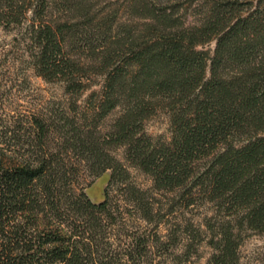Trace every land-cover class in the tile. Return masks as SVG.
I'll return each mask as SVG.
<instances>
[{
	"label": "trees",
	"instance_id": "obj_1",
	"mask_svg": "<svg viewBox=\"0 0 264 264\" xmlns=\"http://www.w3.org/2000/svg\"><path fill=\"white\" fill-rule=\"evenodd\" d=\"M87 4L0 0V24L24 31L37 76L79 95L87 88L85 73L99 70L106 77L99 118L121 110L112 141L102 144L91 132L65 123L58 131V155L49 140L57 126L43 114L27 118L26 154L20 153L19 161L7 158L4 131L0 264H118L124 253L118 251L121 244L113 250L108 241L119 220L107 209V190L99 203L85 192L68 198L62 191L72 163L61 154L73 151L79 164L95 162L94 169L98 163L101 178L120 167L105 150L113 143L126 147L129 162L154 179L156 190L180 191L188 209L204 198L217 213L226 212L216 243L226 264L236 257L238 231L245 226L264 231V0H124L122 25L113 14L91 16ZM194 5L197 21L190 14ZM213 41V54L199 49ZM79 44L99 52L100 60L85 64L75 59ZM158 112L170 118L169 142L143 129ZM13 130H20L18 124ZM114 179L112 170L109 186ZM136 192L137 213L151 223L146 192ZM115 232L111 235L117 237ZM133 238L127 256L141 259L149 237Z\"/></svg>",
	"mask_w": 264,
	"mask_h": 264
},
{
	"label": "rangeland",
	"instance_id": "obj_2",
	"mask_svg": "<svg viewBox=\"0 0 264 264\" xmlns=\"http://www.w3.org/2000/svg\"><path fill=\"white\" fill-rule=\"evenodd\" d=\"M123 1L88 0L89 4L86 6L91 7V16L102 18L106 14H113L117 19L116 23L122 25L127 18L122 8ZM195 5L190 10L193 21L199 19V8ZM70 16L81 28L85 26L86 21L76 18V13H70ZM97 23L98 21L95 24ZM23 33L16 28L5 29L0 24V141L4 131H7L6 138L9 140V147H6L7 158L16 162L22 159L20 153L26 154L29 134V125L26 122L27 118L33 115L43 114L57 126V129H54L55 127L52 129V132H56H53L49 139L53 148L51 152L55 155L59 154L58 142L62 137L58 131L65 123L71 124L69 129L74 126L91 132L96 142L100 144L105 143L104 140L112 141L110 133L121 110L117 109L105 118H99L98 104L103 99L106 77L99 70H88L84 76L87 88L79 95L68 92L63 83L46 82L37 76L32 67L30 46L23 40ZM199 49L213 54L216 42L213 41ZM98 53H92L85 44H79L73 49L75 59L85 64L99 61L100 59L96 58ZM207 75L210 76L209 70ZM19 120H23L21 126ZM17 124L20 130L13 132V127ZM1 125L9 129L3 130ZM143 129L153 139L167 142L171 140L170 118L165 112H158L147 120ZM62 131L67 132V129ZM16 136L20 138L18 143ZM105 150L120 163V167L118 170H108L101 178L97 172L98 163L94 169L95 162L79 164L73 151L61 154L63 159L67 161L70 159L69 163H72V166L68 164L66 185L62 191L68 198L85 192L92 201L101 202L107 190L109 201L107 209L119 220L116 227L109 230L108 241L114 244L113 250H117L121 244L122 248L118 251L124 253L118 258V264H225L224 260L219 258L220 252L216 248V243L220 239L219 225L228 219L226 212L217 213L215 204L207 202L204 198L199 199L189 209L184 207L180 191L175 193L156 190L154 179L129 162L126 147L113 143L107 144ZM105 159L106 163L110 161L108 158ZM112 170L115 172V179L109 186ZM136 191L146 192L143 201L153 209L151 223L137 213L135 201L139 193ZM210 228L214 231L209 230ZM113 231H117L115 232L117 237L111 235ZM122 231L124 233L120 236ZM215 234L218 236L215 237ZM142 235L149 237L148 248L142 252L141 259H131L127 253L134 242L133 237ZM238 235L236 257H230L226 264H264V231L251 230L245 226L238 231ZM213 240L215 246L212 244ZM104 241L107 243V240Z\"/></svg>",
	"mask_w": 264,
	"mask_h": 264
},
{
	"label": "water",
	"instance_id": "obj_3",
	"mask_svg": "<svg viewBox=\"0 0 264 264\" xmlns=\"http://www.w3.org/2000/svg\"><path fill=\"white\" fill-rule=\"evenodd\" d=\"M104 199H105V194H104ZM94 202V201H93ZM102 202V201H101ZM95 203H99V202H95Z\"/></svg>",
	"mask_w": 264,
	"mask_h": 264
}]
</instances>
